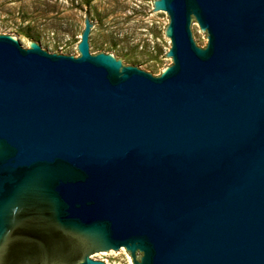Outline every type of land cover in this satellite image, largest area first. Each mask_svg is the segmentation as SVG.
Returning <instances> with one entry per match:
<instances>
[{
  "label": "water",
  "instance_id": "95a60500",
  "mask_svg": "<svg viewBox=\"0 0 264 264\" xmlns=\"http://www.w3.org/2000/svg\"><path fill=\"white\" fill-rule=\"evenodd\" d=\"M159 76L0 34V264H264V0H155Z\"/></svg>",
  "mask_w": 264,
  "mask_h": 264
},
{
  "label": "rangeland",
  "instance_id": "374dc122",
  "mask_svg": "<svg viewBox=\"0 0 264 264\" xmlns=\"http://www.w3.org/2000/svg\"><path fill=\"white\" fill-rule=\"evenodd\" d=\"M155 0H0V34L17 36L26 45L32 28L48 52L79 56L77 44L87 17L99 29L95 52L118 55L127 65L159 76L172 64L166 56L169 19L153 11ZM106 264H132L124 248L92 254Z\"/></svg>",
  "mask_w": 264,
  "mask_h": 264
}]
</instances>
